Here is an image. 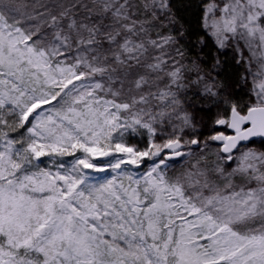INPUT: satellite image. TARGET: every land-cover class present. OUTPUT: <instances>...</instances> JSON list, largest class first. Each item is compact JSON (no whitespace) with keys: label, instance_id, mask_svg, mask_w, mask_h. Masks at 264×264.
I'll use <instances>...</instances> for the list:
<instances>
[{"label":"snow or ice","instance_id":"1","mask_svg":"<svg viewBox=\"0 0 264 264\" xmlns=\"http://www.w3.org/2000/svg\"><path fill=\"white\" fill-rule=\"evenodd\" d=\"M0 264H264V0H0Z\"/></svg>","mask_w":264,"mask_h":264},{"label":"rangeland","instance_id":"2","mask_svg":"<svg viewBox=\"0 0 264 264\" xmlns=\"http://www.w3.org/2000/svg\"><path fill=\"white\" fill-rule=\"evenodd\" d=\"M133 142H136L135 140ZM101 175H104V174H101Z\"/></svg>","mask_w":264,"mask_h":264}]
</instances>
